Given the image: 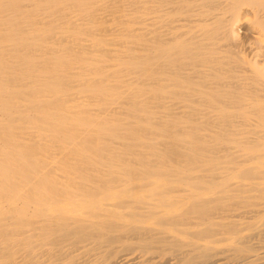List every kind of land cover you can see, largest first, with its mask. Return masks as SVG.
<instances>
[{"label":"bare ground","instance_id":"obj_1","mask_svg":"<svg viewBox=\"0 0 264 264\" xmlns=\"http://www.w3.org/2000/svg\"><path fill=\"white\" fill-rule=\"evenodd\" d=\"M0 264H264V0H0Z\"/></svg>","mask_w":264,"mask_h":264}]
</instances>
